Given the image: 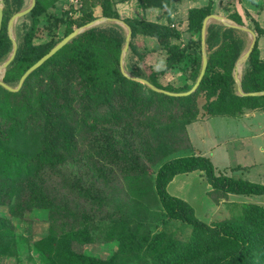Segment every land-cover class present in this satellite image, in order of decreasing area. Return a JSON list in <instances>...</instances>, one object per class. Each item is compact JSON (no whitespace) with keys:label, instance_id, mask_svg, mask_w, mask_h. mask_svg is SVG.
Wrapping results in <instances>:
<instances>
[{"label":"trees","instance_id":"16d2710c","mask_svg":"<svg viewBox=\"0 0 264 264\" xmlns=\"http://www.w3.org/2000/svg\"><path fill=\"white\" fill-rule=\"evenodd\" d=\"M3 1L0 65L13 50L9 20L27 2ZM60 1L36 0L22 17L28 22L17 24V52L3 77L8 85L16 87L25 72L61 41L52 36L60 25H65L68 36L95 21L98 7L103 17L120 18L114 0H80V8H71L65 20L52 16L51 38L35 44L41 19H49V9ZM142 6L163 10L169 23L124 22L132 29V39L156 38L166 54L165 68L157 72L142 65L146 54L131 41L126 71L160 89L189 92L201 72L203 21L215 12L214 0L189 10L188 31L195 39L184 46L170 18L173 0H142ZM258 8L264 9V0ZM230 19L246 25L238 12ZM250 20L246 26L257 39L242 68L246 93L264 91L259 49L264 28ZM125 42L126 31L118 24L92 27L28 76L19 91L0 85V208L8 209V215L0 214V258L19 252L13 219L42 209L51 220L48 235L34 244L42 264H264V206L243 204L230 219L208 224L190 203L168 192L177 175L201 171L215 201L230 194L264 197V183L219 172L206 156H175L191 146L187 126L197 121L200 96L212 117H239L264 109V95H239L233 76L237 60L248 48L249 34L210 23L205 75L196 91L184 96L156 92L124 75ZM170 71L181 72V86L159 82ZM170 221L190 228L191 236L185 240L168 231ZM102 226L106 243L117 245L110 258L75 251L74 244H92L93 231Z\"/></svg>","mask_w":264,"mask_h":264},{"label":"rangeland","instance_id":"374dc122","mask_svg":"<svg viewBox=\"0 0 264 264\" xmlns=\"http://www.w3.org/2000/svg\"><path fill=\"white\" fill-rule=\"evenodd\" d=\"M26 1L25 8L31 4V0ZM205 2V4H207L210 0ZM260 2L261 0H214L215 12L213 14H217L228 21L236 23L230 19V16L235 12H238L241 14L245 24L248 25L251 23L250 17L258 22L255 15H257V9H259L258 6ZM188 3L190 2H185L186 5ZM177 6L178 8H181L180 2ZM71 8H74L72 0H61L55 7L50 8L49 19H47L48 16L41 19V32L39 37L35 40V44L47 42L51 38L49 35V27L53 26L52 23L55 19L54 17L52 18V16L57 15L59 19L62 18L65 20L67 16L70 15L68 12H70ZM95 11L97 12V16H95L97 20L102 19L103 14L101 11H99L98 8L95 9ZM184 12L186 11L180 13L179 20L181 23L183 22L182 20L186 18V16L183 15ZM248 15L249 18L247 17ZM25 21V18H21L17 21L14 28L15 36L17 24L22 26V23ZM214 22L218 21L213 20L212 23ZM110 23L114 22L102 21L96 26H108ZM262 24L264 25V23ZM174 26L175 28L178 27L177 25ZM124 30L126 31L125 28ZM177 30L183 31V33H186L189 38H194L188 31L187 27L183 30L182 24L179 25ZM52 36H55L56 39H64L66 37L65 25L62 24L56 28ZM142 36L143 37H139L138 35L131 40L138 50L146 54L142 65L144 64L145 67H151L154 71L160 72L165 68L166 54L163 53L164 51H161L156 38L150 39V36ZM173 42L177 43L176 40ZM263 44L264 43L262 42L259 43L260 46H264ZM154 47H156L157 50L154 49ZM159 78V82L165 87L173 86L172 84L176 85V88L181 86L180 76L167 74L162 77L160 76ZM197 103L200 110L197 121L205 122L209 129H199V127L195 125L191 130V137L187 131L191 146H189L190 148L188 150L176 153L175 156L191 154L202 155L207 153L212 157V162L217 168V171L227 173L235 178H245L252 182L264 183V109H261L263 111H259V113L252 116L248 114L249 116L244 117L241 125L235 126L232 124L231 126L230 123H226V125L221 123V119H215L212 123L209 122V117H207L209 114L204 110V104L206 103L204 95L200 96ZM247 113L250 112L247 111ZM202 136L205 137L204 140H201ZM255 136H258V138L263 137V141L259 142V145L255 144V141H257L253 138ZM192 137L194 139V141L192 140L193 144L190 139ZM240 140H242L243 145L241 149L239 147ZM202 174L201 171L195 173L194 176L197 179L192 180L191 183H187L185 187L182 188V196H184L192 205L197 217L204 220L206 223L214 224L215 222L230 219L234 213L238 212L243 204L254 203L264 206V197L262 196H238L230 194L226 199L215 201L210 194L211 187H209L208 182L203 179ZM200 176L202 179H200ZM171 191H174V187L171 188ZM0 214L8 215L7 207H1ZM12 226L18 240L19 252L16 256L0 258V264H42L41 256L34 251V244L46 237L49 233L51 220L49 219L48 211L35 209L32 212L27 213L21 219H13ZM158 230L159 228L153 229V231ZM167 230L172 231L173 234L185 240H187L192 234L190 228L175 221L169 222ZM104 231L105 226L93 231L95 240L92 244H74L75 251L103 259L110 258V256L117 250V245L114 242L106 243L104 239Z\"/></svg>","mask_w":264,"mask_h":264},{"label":"water","instance_id":"95a60500","mask_svg":"<svg viewBox=\"0 0 264 264\" xmlns=\"http://www.w3.org/2000/svg\"><path fill=\"white\" fill-rule=\"evenodd\" d=\"M36 4V0H31V4L30 6H28L27 8L22 9L21 11L17 12L16 14H14L11 19L9 20L8 23V32L10 35V38L12 39L13 42V50L10 54V56L5 60V62H3L0 65V70H2V75L0 76V85L3 86L4 88H6L9 91L12 92H17L21 89V87L23 86L25 80L28 78V76H30L34 71H36L41 65H43L49 58H51L53 55H55L62 47H64L67 43H69L73 38H75L76 36H78L79 34H81L82 32H84L87 29H90L92 27H95L99 22L102 21H110V22H114V23H118L120 25H122L125 29H126V42H125V46L122 50V55H121V69L122 72L124 73V75H126L127 77L139 81L141 83H143L144 85L148 86L149 88H151L152 90L156 91V92H160V93H164L167 95H171V96H184V95H188L190 93H193L194 91H196V89L199 87L207 66H208V56H207V51H206V30H207V26L212 23L213 20H216L218 22L223 23L226 26H231V27H235L238 29H241L245 32H247L249 34L250 37V42L248 45V48L246 49V51L242 54V56L237 60L236 65L234 67V72H233V76L234 79L236 80L237 83V89H238V94L241 96H263L264 95V91L262 92H253V93H246L243 90L242 87V79H241V73H242V68L245 64V62L248 60L249 56L251 55L254 47H255V43H256V39L257 36L255 34V32L246 27V26H241L239 24L233 23L232 21H228L227 19L223 18L222 16H219L217 14H211L209 16H207L204 21H203V27H202V68H201V72L200 75L194 85V87L189 91V92H185V93H173V92H169L167 90L164 89H160L158 87H156L155 85H153L152 83H150L148 80L140 78V77H134L132 75H130L126 69H125V58H126V54L129 50V46L132 40V29L131 27L124 22V20L122 19H116V18H106L103 17L100 20H95L93 22L88 23L87 25L80 27V28H76L74 29V31L72 33H70L68 36H66L64 39H62L54 48H52L45 56H43L38 62H36L33 66H31L26 72L25 74L22 76V78L20 79L19 84L16 87L10 86L7 83H5L3 81V77L5 75L6 72V68L8 67V65L13 61V59L15 58L16 52H17V48H18V44H17V40H16V36H15V32H14V28L15 25L17 23V21L19 19H21L22 17L26 16L29 12H31V10L35 7ZM3 9H4V1L0 0V30L2 27V21H3Z\"/></svg>","mask_w":264,"mask_h":264},{"label":"crops","instance_id":"0c3cea01","mask_svg":"<svg viewBox=\"0 0 264 264\" xmlns=\"http://www.w3.org/2000/svg\"><path fill=\"white\" fill-rule=\"evenodd\" d=\"M186 1H188L190 3H188L186 5L185 4ZM205 1H207V0H173V6L174 7H173L172 13L170 15V18L172 20V24L177 25L178 27H179V25L182 24L183 25V30L185 29V27H187V29H188V19L187 18H188L189 10L192 9V8H200V7L206 6L209 2L207 4H205L206 3ZM114 2H115L114 9L117 11V13L119 14V16H120V18L122 20H125V19H131V20H133V19H139V20H144V21L153 22V23H159V24H167V23H169L168 16L166 14H164V11L163 10H161L159 8H144L142 6L141 0H123V1H121V0H114ZM179 2H180V7L181 8L183 7L182 9L181 8H178V6H177V4H179ZM253 8H254V6H253ZM98 9L102 13V9L100 7H98ZM183 11H186L183 14L184 16H186V18H184V20H182L183 22L181 23V21L179 20V17L181 15L180 13L181 12L183 13ZM255 11H256V9H255ZM96 13L97 12L95 11V13H94L95 16H97ZM255 17L257 18V21L259 22V24L261 25V27L264 28V25L262 24V23H264V9L261 10V11L259 9H257V15H255ZM179 32L181 33V36H182V39L180 41L181 42L180 44L182 46H184L191 38H189L186 33H183V31L180 30ZM139 37H143V36L142 35L141 36L139 35ZM149 38L150 39H153V37H149ZM261 42L264 43V36H262L260 38L259 43H261ZM263 47L264 46H260L259 45V49H260V52H261V58L262 59H264V56H263V53H264L263 52V49L264 48ZM154 49H156V47H154ZM167 74H174L176 76H180L181 82H182V75H181V72L180 71L175 72V73L173 71H170V72L166 73L165 75H167ZM165 75H161V77L162 76H165ZM172 85L176 87V85H174V84H172ZM259 111H263V110H261V109L259 110L258 109V111H256V110L249 111L250 113H247L246 112L244 115L239 116V117H229V116H216V117H212L210 115L207 116V117H209L208 120L211 123L215 119H221L220 120V121H222L221 123H223L225 125H226V123H228V124L230 123L231 126H232V124H234L235 126H239V125L242 124V121H243L244 117H248L249 115H251V116L252 115H255L256 113H259ZM195 125L198 126L199 129H209L208 126L205 124V122L197 121L195 123H192V124H190V125L187 126V131L190 134V137H191V130H192L193 127H195ZM205 134H206V132H205ZM204 138L205 137L202 136V139L201 140H204ZM231 138H233V137H231ZM240 138H242V137H240ZM253 138L255 140H257V141H255V144L256 145H259V142H262L263 141V137L258 138V136H255ZM190 139H191V141L192 140L194 141L193 137L190 138ZM242 140L239 141V147H240V149L243 146L242 145ZM193 141H192V144H193ZM202 155L210 158L211 161L213 160L212 157H210L207 153H204ZM196 172H192V173H188V174H180V175H177L173 179V181L168 185V192L171 195H173V196L179 197V198L187 201V199H185V197L182 196V188H184L187 183H191L192 180L197 179L194 176ZM202 177L200 176V179H202ZM203 179H204V177H203ZM172 187H174V191H171V188ZM209 187H211V186L209 185ZM211 190H212V187H211Z\"/></svg>","mask_w":264,"mask_h":264},{"label":"built area","instance_id":"2783aa9c","mask_svg":"<svg viewBox=\"0 0 264 264\" xmlns=\"http://www.w3.org/2000/svg\"><path fill=\"white\" fill-rule=\"evenodd\" d=\"M72 1L74 3V9L78 10L80 8V6H81L80 0H72ZM173 27H175V26L173 25ZM176 29H178V27H176Z\"/></svg>","mask_w":264,"mask_h":264},{"label":"bare ground","instance_id":"6f19581e","mask_svg":"<svg viewBox=\"0 0 264 264\" xmlns=\"http://www.w3.org/2000/svg\"><path fill=\"white\" fill-rule=\"evenodd\" d=\"M2 75V70H0V76Z\"/></svg>","mask_w":264,"mask_h":264}]
</instances>
